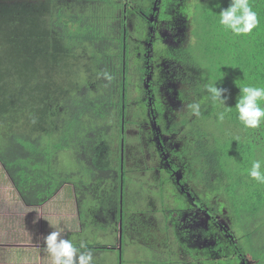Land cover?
Returning <instances> with one entry per match:
<instances>
[{"label": "trees", "instance_id": "trees-1", "mask_svg": "<svg viewBox=\"0 0 264 264\" xmlns=\"http://www.w3.org/2000/svg\"><path fill=\"white\" fill-rule=\"evenodd\" d=\"M116 2L0 0V163L28 207L45 205L74 183L82 218L91 190L110 184L121 173V159L116 164L111 143L121 130L123 104L128 103L129 68L124 72ZM230 3L197 0L189 9L194 40L176 52L180 67L173 80L188 87L192 101L202 106L199 118L190 112L180 123L190 124L188 132L184 130L187 145L207 173L203 183L208 194L202 204L212 209L217 198L215 206L231 213L235 194L244 199L243 210L256 215L264 209V185L252 180L247 169L253 160L264 158V126L245 129L234 107L240 85L264 87V0H250L259 24L246 36H234L219 25L218 14ZM103 71L112 74L110 84L98 78ZM209 82L227 89L226 106L233 108L223 122L217 121L219 109L205 91ZM65 156L74 162L71 169L65 167ZM251 221L254 236L261 240L264 226L259 223L264 219ZM253 246V254L260 252L264 264V243ZM88 248L95 253V264H108L98 247ZM229 248L236 255L255 257L240 242ZM123 254L122 248L120 264ZM224 254L226 249L218 264H241L240 258ZM209 260L204 263H212Z\"/></svg>", "mask_w": 264, "mask_h": 264}, {"label": "rangeland", "instance_id": "rangeland-1", "mask_svg": "<svg viewBox=\"0 0 264 264\" xmlns=\"http://www.w3.org/2000/svg\"><path fill=\"white\" fill-rule=\"evenodd\" d=\"M194 1L187 0V3L192 4ZM185 16L188 25V41L193 42L192 15L188 11V13L185 12ZM131 35L132 41V38L136 36ZM161 65V59L156 60V66ZM138 87L143 89V84L138 83ZM165 87L168 85H159L157 98L159 109L164 108L165 111L164 122L176 129V133L168 135L169 149L173 151L175 162L187 177L189 187L197 196L205 199L208 193L203 183L204 178L199 175L202 166L186 141L190 124L180 125L184 117L190 114L185 105L192 101L193 93H189L188 87L178 83L170 86L172 94L167 95ZM140 89L135 95L130 94L128 101V105L129 102L131 103L129 119L132 122L139 119L138 117L146 118L147 108L142 102ZM177 94L183 96L181 101L172 98L177 97ZM132 122L130 124L134 125H130L129 134H126L124 139H119L117 136L111 143L113 154L117 159L116 164H118V158L124 154L125 176L123 175V179L120 180L119 173L110 184L97 188L95 191L91 190L90 196L84 201L85 205H82L85 210V216L82 218L74 183L65 186L45 206L28 207L21 200L0 163V264H51L50 258L43 252L45 247L43 238L55 230L50 222L64 232L65 238H71L75 244L83 240L88 247L110 248L105 250L95 248L98 254L105 257L108 264H120L121 228L124 249L122 264H157V259H169L170 264H205V258L210 256L208 252L198 253L194 259L197 250L188 247L187 242L181 240L184 234H175L174 231L168 233L169 229H166V226H169V222L166 219L188 201H185L174 187H166L158 182V169H154L157 168L154 144L148 141L149 143L144 145L142 137L150 138L146 133L147 128L143 129L142 123L143 130L138 129L135 127L139 125L138 122ZM186 129L187 132L184 131ZM210 129L213 130V127ZM149 132H151L150 129ZM63 160L65 167L71 169L70 165L72 166L74 162L70 161L68 156H65ZM73 170L76 172V166H73ZM163 176L166 177L165 174ZM122 190L125 193L124 197L121 196ZM234 197L236 206L232 207L231 213L225 212L226 209H221L220 205L215 206L217 203L212 205H214V211L219 213L220 221L235 234L236 241L245 245L246 249L249 248V253L253 254L255 253L253 245L260 241L264 243V227L260 230L263 238L259 240L254 236L251 218L264 219V209L252 215L253 213L241 207L240 201L244 199L235 194ZM221 200L222 198L218 199V201ZM259 225L264 226L262 223ZM219 240L228 250L227 240L222 233ZM20 246L28 248L22 247V250H25L22 251L19 250ZM144 248L153 251L145 252ZM260 255L261 253L257 252L256 256L259 258L255 255V257L252 256L253 258L249 256V263L260 264ZM103 263L105 264L101 261V264Z\"/></svg>", "mask_w": 264, "mask_h": 264}, {"label": "flooded vegetation", "instance_id": "flooded-vegetation-1", "mask_svg": "<svg viewBox=\"0 0 264 264\" xmlns=\"http://www.w3.org/2000/svg\"><path fill=\"white\" fill-rule=\"evenodd\" d=\"M116 1V4L119 5L118 20L116 21L117 32L123 30L124 72H126L127 65L129 68L128 101L130 94L134 93L135 95L137 90L141 88L138 87V83H142L143 89H140L142 91V102L145 103L147 112L146 118L144 116L138 117L140 120L137 119L132 122L129 119V106L131 103L129 102V105L124 103L121 130H117L114 138L118 136L119 139H124L126 134H129L130 125H134L130 124L131 122H138L139 125L135 126L138 129H141L143 123V129L147 128L146 133L150 136V138L142 137L144 139L143 143L147 145L148 141L152 142L156 150L157 159H155V162L157 168L154 169H158V182L166 187H174L175 191L181 197H184L185 201H188L183 207L176 209V213L166 219L169 222V226H166V229H169L168 233L174 231L175 234H184L181 240L187 242L188 247L197 250L195 257L193 256L194 259L198 253L208 252L210 256L205 259H210L209 261H212V264H218L221 252L223 253V249L227 250L224 243L219 240L220 233L226 238L228 247L233 243H237L236 237L220 221L219 213H216L214 208L211 209L206 204H202L201 200L203 198L197 196L189 187L188 179L175 162L173 151H170L167 143L168 135L176 133V131L171 128L170 124L164 122L165 111L164 108L159 109L157 98L159 85H168L165 88L167 95H170L172 94L170 86L179 83L173 80L177 73L174 70L180 67L175 55L179 49L185 47L189 42L185 12L188 13L197 0L192 4L187 3V0ZM131 34L136 36V38H132V41ZM127 54L129 55L128 59ZM158 59L162 61L161 66H156V60ZM123 97H126V91H124ZM182 97L181 94L180 96L177 94V97L173 96L172 98L181 101ZM149 129L151 132H149ZM119 158L121 159L120 180H122L125 176V170H123L124 154ZM148 170L152 171V169ZM199 175L204 177L207 173L200 170ZM121 194L124 197L123 190ZM215 202H217V198L213 199L212 204ZM222 245L224 247H221ZM227 254L230 255L231 259L240 258L241 264H250L248 258L244 255H236L230 248H228ZM227 254H224L225 257Z\"/></svg>", "mask_w": 264, "mask_h": 264}, {"label": "clouds", "instance_id": "clouds-1", "mask_svg": "<svg viewBox=\"0 0 264 264\" xmlns=\"http://www.w3.org/2000/svg\"><path fill=\"white\" fill-rule=\"evenodd\" d=\"M218 17L219 25L234 36L250 35L259 24L258 13L253 9L250 0H231L230 6L222 10ZM98 78L109 84L113 80L108 71L100 73ZM239 88L240 95L234 107L238 121L245 129H260L264 126V87L240 85ZM205 91L211 103L219 109L216 112L217 121L223 122L233 108L226 106L227 89L217 87V82H209L205 85ZM185 106L193 116L199 118L202 115V106L198 100ZM247 175L258 184L264 185V158L253 160L251 167L247 169ZM50 224L55 230L43 238V252L50 258L51 264H95V253L83 240L77 245L71 238H65L62 230L53 223Z\"/></svg>", "mask_w": 264, "mask_h": 264}, {"label": "water", "instance_id": "water-1", "mask_svg": "<svg viewBox=\"0 0 264 264\" xmlns=\"http://www.w3.org/2000/svg\"><path fill=\"white\" fill-rule=\"evenodd\" d=\"M188 195L191 196L190 193H188ZM121 214H122V209H121ZM121 226H122V222H121ZM122 234H123V231H122V228H121V235H120L121 243H120V247H119L120 255H122V248H123V244H122ZM121 260H122V256H121Z\"/></svg>", "mask_w": 264, "mask_h": 264}, {"label": "crops", "instance_id": "crops-1", "mask_svg": "<svg viewBox=\"0 0 264 264\" xmlns=\"http://www.w3.org/2000/svg\"><path fill=\"white\" fill-rule=\"evenodd\" d=\"M57 195H58V194H57ZM57 195H56V196H57ZM56 196H55V197H56ZM74 197H76V196H74ZM52 200H53V199H52ZM50 201H51V200H50ZM50 201H49V202H50ZM49 202H48V203H49ZM46 204H47V203H46ZM46 204H45V205H46ZM45 205H43V206H45ZM41 207H42V206H41ZM20 247H21V248H19V250H22V247H23V248H26L27 246H20ZM27 248H28V247H27ZM16 249H17V248H16ZM22 251H25V250H22Z\"/></svg>", "mask_w": 264, "mask_h": 264}]
</instances>
